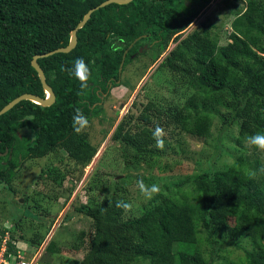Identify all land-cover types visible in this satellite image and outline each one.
<instances>
[{"label":"trees","instance_id":"16d2710c","mask_svg":"<svg viewBox=\"0 0 264 264\" xmlns=\"http://www.w3.org/2000/svg\"><path fill=\"white\" fill-rule=\"evenodd\" d=\"M105 1L0 0V110L23 94L45 97L31 66L33 56L66 47L70 32L84 15ZM210 2L133 0L94 11L77 31V44L71 52L37 60L55 102L42 107L21 101L0 116V188L9 195L8 203L16 193L13 181L26 161L42 159L55 150L64 153L71 164L57 169L46 166L49 173L55 174L53 180L58 186L66 177L82 173L90 163L97 147L90 143L87 133L74 130L73 117L79 109L88 126L92 119L112 126L102 102L110 88L126 86L118 71L125 51L122 73L141 57L140 76L134 72L136 67L132 71L141 78L175 43L154 73L178 77L201 99L225 111L237 128V135L231 136L221 153L231 158V163L164 184L160 194L140 208L137 217L126 218V212L116 207L120 200L129 203L122 189L101 201L90 200L74 207L65 219L78 215L89 218L92 233L84 257L65 264H264V174L259 172L264 161L261 153L250 152V146L244 145L248 136L264 132V90L259 89L260 83L264 85V68L253 69L255 82H250L246 66L232 63L225 52L213 57V49L222 37L211 31L215 25L201 27L210 17L200 23L201 32L181 36ZM227 2L224 0V4ZM240 10L235 2L230 3V14H239ZM141 42L147 47L139 52ZM239 50L243 55L250 53L243 42ZM77 58H82L91 70L88 87L83 90L69 72ZM157 101L146 100L141 110L128 111L115 127L112 140L118 143L125 169L132 168L130 163L136 168L141 163L156 165L173 144L182 146L183 137L200 141L210 134L209 118L196 113L191 100L182 107L171 103L160 106ZM156 126L166 133L163 150L156 148L152 136ZM23 130L32 133L34 139L21 135ZM222 134L227 137L226 132ZM221 141L220 136L216 142L219 150ZM221 155L216 154L214 161L222 160ZM251 171H256L255 178H250ZM183 186L188 188L185 193L170 192ZM27 191L23 189L21 194L24 216L30 215L27 203L38 200L25 194ZM16 204L20 205L18 201L10 203L9 218L13 224L17 220L20 224ZM200 228L209 237L208 257L201 250ZM33 237L25 240L26 244L38 246L43 238L38 234ZM11 240L13 247L24 239L16 238L12 229ZM230 247L243 251L244 257L231 258Z\"/></svg>","mask_w":264,"mask_h":264},{"label":"rangeland","instance_id":"374dc122","mask_svg":"<svg viewBox=\"0 0 264 264\" xmlns=\"http://www.w3.org/2000/svg\"><path fill=\"white\" fill-rule=\"evenodd\" d=\"M211 1L206 7L207 9L198 13L200 15L195 17L194 22L190 23L181 36L193 34L196 30L200 31V23L210 17V21L201 27L215 25L216 28L211 31L222 37L213 49V57H221L225 52L229 55L228 58H232V63L246 66L249 70V81L255 82L251 71L255 68H264V39L260 33L264 29V0H227L229 2L226 4H224V0ZM231 2L233 4L235 2L237 6L241 7L239 14H230ZM227 14L228 17H226ZM229 35L230 37L227 38ZM240 41L246 44L247 50L250 51L249 54L241 53L246 49L239 50ZM141 45L140 52L147 47L145 42H141ZM174 45L175 43H171L169 46L173 48ZM261 49L263 50L261 51ZM169 51L168 48L166 53L160 56L156 64L146 70V75L141 78H138L140 76L138 72L142 67L140 63L144 61L141 57L134 60V65L132 63L123 73L121 72L120 80L126 86L110 88L102 102L105 117L113 121L112 126H108V122L99 124L97 119H92L89 124L91 127L88 126L86 130H83L88 134L90 143L97 147L99 153L82 170V173L76 174L74 177H66L61 186L56 185L53 180L55 174L49 173L46 166L50 165L51 168L57 169L62 165L71 164L65 154L58 150L42 159L26 161L19 170L20 172H17L13 181L15 183L12 185L16 193L11 196V202L18 201L20 203V205L16 204L20 224L17 223L18 220L14 221L15 237L19 240L20 238L24 239L19 243L28 253L41 248L37 264H65L69 260H81L84 257L92 233V225L91 220L82 215L66 220L65 217L74 211V207L90 200L92 202L93 200L94 202L101 201L109 194H113L115 190L122 189L121 193L132 204L131 211L126 212L125 217H137L140 208L147 205L149 201L145 200L139 192L138 180H143L146 185L158 184L162 189L164 184L171 181L176 182L188 176H195L209 168H222L224 162L231 163L232 159L221 155V153L228 147L231 136L237 135V128L231 122L232 118L225 114V111L211 105L203 97L202 100L193 89L182 84L178 77L169 74L159 76L154 73ZM133 66L137 68L134 72L138 74V77L137 74L132 73ZM259 89L264 90L263 82L260 83ZM149 99L158 100L160 106L171 103L172 106L177 105V107H182L191 100L192 106L196 105L193 110L209 118L210 134L206 139L200 141L188 136L183 137L182 146L179 148L178 145L173 144L172 148L165 151L164 156L156 165L141 163L136 168L130 163L132 168L125 169L124 160L117 151L118 143L112 140L113 132L128 111L141 110L144 102ZM134 103L136 107L133 108ZM23 131H21V135L23 134L31 140L34 139L32 133ZM223 132H226L227 137L222 134ZM220 136L221 150L217 148L216 144ZM244 145H248L247 142ZM249 151L261 153L264 161V152L252 147H249ZM216 154H220L223 159L215 162ZM190 185H187L188 188ZM187 186L180 187L178 190L171 189L170 192L185 193L188 189ZM27 188L28 191L25 194L33 200L38 199L39 201H29L27 206H31L30 215L24 216L21 212L26 207L21 206L23 202L21 194L23 189ZM0 198H6V201L0 200V228H2L6 224H13V222L9 218L11 214V202L7 201L9 195L1 188ZM199 231L202 239L201 250L204 256L208 257L211 247L207 244L206 239L209 237L204 229L200 228ZM34 234H38L40 239L43 238L41 243L38 246L26 244L25 240L34 238ZM48 245L51 246L49 250ZM223 248L226 249V246ZM230 249L231 258L244 257L243 251L234 247H230Z\"/></svg>","mask_w":264,"mask_h":264},{"label":"clouds","instance_id":"9594fccd","mask_svg":"<svg viewBox=\"0 0 264 264\" xmlns=\"http://www.w3.org/2000/svg\"><path fill=\"white\" fill-rule=\"evenodd\" d=\"M198 15H200V14H198ZM194 20L192 22H194ZM168 48H169V50H171L170 46ZM69 72L71 75H73L80 82V87L82 90L86 89L88 87V82H89V79L91 77V70L89 69V67L87 66V64L85 63V61L82 58H77L73 62V67H72V69L69 70ZM121 72H122V70H121ZM121 72H119L120 75H121ZM73 121H74V130L77 133H81L88 126L87 118L79 111V109L76 110V114L73 117ZM165 135H166V133H165L164 129L160 126H156L155 129L153 130L152 136H153V139L155 140V146L157 149H160V150L164 149V147H165V143H164ZM246 142L250 147H253L260 152H264V132H257L253 135L248 136L246 139ZM98 153L99 152H96L95 155L97 156ZM259 172L261 174H264V167H261L259 169ZM256 175H257L256 171L250 172V178H255ZM137 187L139 189V192L141 193V195L143 196V198L145 200H152L157 195H159L161 192V188L158 184L146 185L143 180L137 181ZM116 207L123 209L125 212H128V211H131L132 204L125 202L123 200H120V201L116 202ZM103 211L106 212L107 209H103ZM7 225H9V227H7ZM12 229H15L14 224L4 225L2 228H0V237L6 231L11 233Z\"/></svg>","mask_w":264,"mask_h":264},{"label":"water","instance_id":"95a60500","mask_svg":"<svg viewBox=\"0 0 264 264\" xmlns=\"http://www.w3.org/2000/svg\"><path fill=\"white\" fill-rule=\"evenodd\" d=\"M132 1L133 0H107V1L103 2L102 4H100L99 6L90 9L84 15L83 19L77 24V26L70 32L69 43L66 47L56 49V50L51 51V52L46 53V54L33 56L32 60H31V66L34 68V70L36 71V73L38 75L42 89L45 93V97L41 98V97H38V96L33 95V94H23V95L15 98V99H13L6 106H4L0 110V116L5 114L9 110H11L14 106H16L21 101H31L35 104L42 106V107H50L55 102V94H54L52 88L46 83V78H45L44 72L41 69V67L38 65L37 60L41 59V58L52 56V55L57 54V53L67 54V53L71 52L76 47V44H77V31L79 29H81L86 24V22L90 19V16L94 11H96L100 8H103L105 6H108L110 4L127 5ZM138 39H136L135 41H137ZM126 52L127 51L124 52L123 57H122V61L119 65V69H118L119 72H121V70H122Z\"/></svg>","mask_w":264,"mask_h":264},{"label":"built area","instance_id":"2783aa9c","mask_svg":"<svg viewBox=\"0 0 264 264\" xmlns=\"http://www.w3.org/2000/svg\"><path fill=\"white\" fill-rule=\"evenodd\" d=\"M13 243L14 242H12L11 240V233L8 231L4 232L0 237V264L38 263L41 248H39V250H33L31 253H28L20 246L19 243H15L13 247H10V244Z\"/></svg>","mask_w":264,"mask_h":264}]
</instances>
